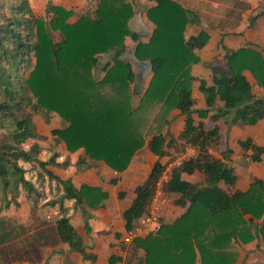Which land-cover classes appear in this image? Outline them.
<instances>
[{
	"label": "trees",
	"instance_id": "1",
	"mask_svg": "<svg viewBox=\"0 0 264 264\" xmlns=\"http://www.w3.org/2000/svg\"><path fill=\"white\" fill-rule=\"evenodd\" d=\"M153 1L154 5L145 10L153 28L141 41L129 27L135 0H86V10L76 14L74 21L69 20L74 14L71 8L51 0L44 5L43 17L34 15L28 0H0V209L17 206L21 191L31 201V210L36 205L38 192L25 177L26 170L19 161L35 163L62 187L60 196L45 202L57 205L58 216L20 248H34L36 261L42 247L56 243H65L84 259L94 260L93 255L84 252L63 201L73 199L86 219L89 215L84 206H101L106 193L86 184L75 188L68 179L60 180L45 169L46 165L65 167L68 158L56 162V152L44 161L37 158L43 145L38 142L40 136L29 112L31 103L45 118L51 113L66 123L51 129L49 135L63 142L68 152L82 150L76 168L89 166L87 157L121 171L145 143L158 157L184 143L199 146L198 156L173 169L166 185L167 191L177 193L173 202L184 211L172 223H161L157 235L137 243L145 251V264H233L238 249L232 241L245 243L260 238L264 243V180H254L245 191L231 192L236 175L223 160L229 150L225 148L221 156L207 151L218 145L224 132L225 126L221 129L215 122L219 117L230 113L229 123L245 125H253L263 117L264 95L252 93L241 71L247 69L264 89V50L223 47L224 62L211 68V84L196 78L203 106L195 109L190 89L195 78L189 74V65L197 61L193 50L206 43L208 34L200 29L184 38L185 27L198 23L197 15L174 0ZM262 14L264 0L248 16L249 24ZM125 37L134 45L133 57L149 62V77L142 87H138L133 67L125 59ZM107 53L111 56L99 68L101 75L96 79L93 70L97 60ZM216 98L222 108L208 115ZM173 109L183 116L182 129L176 136L164 130ZM193 114L198 118L208 116L212 126L205 129ZM236 143L250 161L260 160L262 146L250 138ZM24 144H28L26 148ZM162 165L155 161L146 179L133 188L131 203L121 214L125 229L144 212ZM195 171L204 174V187L180 179V173ZM123 195L118 191V198ZM3 224L0 218V241L11 232L3 229ZM115 259L119 258L109 257V264ZM25 262L35 260L29 257Z\"/></svg>",
	"mask_w": 264,
	"mask_h": 264
},
{
	"label": "crops",
	"instance_id": "2",
	"mask_svg": "<svg viewBox=\"0 0 264 264\" xmlns=\"http://www.w3.org/2000/svg\"><path fill=\"white\" fill-rule=\"evenodd\" d=\"M51 1L60 4L65 8H71L66 0ZM74 1L77 7L79 6L78 9L81 7H84V9L87 8L86 0ZM174 1L183 8L191 10L198 17L197 24H188L185 27L183 34L184 38H187L190 34H196L200 29L205 30L208 34V40L206 43L202 47L193 50L197 57V61L189 65V74L195 78L190 82V89L191 96L195 100L193 108L196 109L203 106V98L197 90L196 78H203L207 84H211L210 79L213 73L211 68L213 66H219L224 62V51L222 47H225L228 50H236L240 47H248L258 51L264 50V15L257 16L253 22L249 24L247 18L250 14L254 13L260 0ZM153 5V0H135L134 8L138 9L137 13H134L129 20V25L139 36L141 41L146 40L148 33L153 28V24H151L145 17V10ZM77 7H72V9L77 10ZM75 19L76 14L74 13L69 20L74 21ZM124 44L126 47L129 46V51L130 49H133L134 45L129 37L124 38ZM137 61L138 63L146 62L144 60ZM226 67L224 66L222 68L227 71ZM241 73L251 85L252 93L255 96H263L264 89L256 83L251 73L247 69H243ZM220 108H222V102L216 98L214 107L209 111L208 115ZM173 116H175V119L172 120ZM230 116L231 114L229 113L225 117H219L216 119L215 122L219 127L222 129V126L224 125L225 129L224 132L221 131L220 133L218 145L214 148H209L207 151L214 156H221V151L225 148L229 150L226 158L223 159L224 164L232 167L236 175V180L229 189L231 192L235 189L245 191L252 180H264V167L262 168L264 165V150L260 155V160L252 162L246 155L241 154L242 152L238 148L236 142L238 140L250 138L253 143L264 148V115L253 125H245L241 122L231 124L228 122ZM41 117H45V115H41ZM193 117L195 121H201L205 129L212 126V122L209 120L208 116L198 118L193 114ZM51 118L55 124L48 130V135L46 136L48 140L47 143L44 144L38 139V142L43 145V148L39 153L41 156H38V154L37 158L44 161L54 152L57 153L54 158L56 162H61L64 157H67L68 164L65 167L46 165L45 169L60 180L68 179L75 188H78L80 184L98 187L101 191L106 193V198L101 201V206L91 209L84 206V210L89 215L86 219L81 213L79 206L73 204V199H65L63 201L65 214L68 217L69 223L80 236L81 242L84 246V252L93 255L94 260L91 261L84 259L79 252L69 250L65 243H56L53 246H49L46 250L41 251V259L39 261L28 264H109L108 259L112 256L119 258L115 259L112 264H145V251L142 246L137 245V243L140 242L139 239L146 236H140L133 239L128 238L126 233L128 229H125L124 227L125 222L121 214L131 203L133 198V188L146 179L150 168L155 161L163 164L166 161L167 155L158 157L151 154L145 143L133 154L126 168L121 171L113 170L101 160H92L87 157L85 160L90 163L89 166L76 168L75 161L77 157L82 156V150L78 149L73 152H68L65 150L63 142H57L50 137L49 132L51 129L61 128L66 124L55 114H53ZM168 120L169 121L164 127V130L167 129L173 136H176L182 129L183 116L178 113V110L173 109L169 114ZM224 120L226 121L224 122ZM173 125L176 126L174 130L171 129ZM36 131L38 132L37 129ZM224 138H226L225 141H223ZM27 145L24 144L23 147L26 148ZM168 149L176 148L170 147ZM48 151H50L49 154L47 153ZM248 152L249 151H247V153ZM42 153H47L45 156L46 158L42 156ZM29 163L35 165V163ZM36 171L46 175V173L38 166H35V173ZM28 172L29 171H25V177L31 181V178H29L31 174H28ZM41 173H37L36 176L40 177ZM180 179L188 181L199 188L206 185L204 174L202 172L195 171L191 174L182 172L180 173ZM46 180L48 182L55 181L54 179L49 178L48 175H46ZM56 183L61 189L59 193L60 196L62 193V187L58 182ZM37 184L40 185V182ZM34 187L37 192L42 191V193H40L41 195H39L38 192V202V199L40 200V198L44 196V189L41 185L40 188H37L36 186ZM118 191L124 192L122 198L117 197ZM165 191L169 202L167 203L161 218L163 226L172 223L184 211L183 207H180L173 202L177 197V193L167 191L166 189ZM20 199L21 201H26L28 204H32L26 199L25 193L22 191L16 198L18 202L17 206L20 205ZM51 207L57 209L56 216H58L59 211L57 205L54 204ZM142 214L132 222V225L140 222ZM85 222L87 227L86 230L84 228ZM232 245L236 246L238 249L237 259L233 264H239L241 260H244V264H246L245 261H250V258L254 256L255 253L252 252L253 250L264 253V243L260 238L249 239L245 241V243H235L232 241ZM49 254L51 256L47 258ZM9 264H27V262L24 261L19 263L14 261Z\"/></svg>",
	"mask_w": 264,
	"mask_h": 264
},
{
	"label": "rangeland",
	"instance_id": "3",
	"mask_svg": "<svg viewBox=\"0 0 264 264\" xmlns=\"http://www.w3.org/2000/svg\"><path fill=\"white\" fill-rule=\"evenodd\" d=\"M29 4L32 8V11L35 16H42L43 17V8L45 3L48 0H28ZM63 1V0H61ZM67 3L72 7H77L74 0H66ZM79 7V6H78ZM77 10H73L75 14L82 13L86 9L84 7H81ZM84 9V10H83ZM137 9L135 8L134 13H137ZM130 27V25H129ZM148 37V35H147ZM255 45V44H254ZM257 45V44H256ZM223 48V47H222ZM133 49H130L129 46H127V51L125 53V59H127L134 70L135 79L138 81V87H142L145 85L148 76H149V62L147 60L145 63H138L137 59L133 57L132 54ZM224 51V50H223ZM110 53L104 54L103 56H100L97 60V68L93 70V76L98 79L100 78V71L99 68L109 60ZM222 71L225 72L226 70L222 68ZM134 103L137 102V97L133 98ZM32 104V103H31ZM30 104V108H31ZM34 104V103H33ZM35 105V104H34ZM36 107V106H35ZM25 109L28 111L29 108L25 106ZM38 108H31L29 112H31L32 118L36 124V129L39 132V140L43 142L44 144L47 143L46 136L48 135L49 128L55 124L53 122V119L51 118L53 114H49L48 117H41V114L39 113ZM175 119V116H173L172 120ZM211 124V123H210ZM175 125L171 127L172 130L175 129ZM1 134V132H0ZM45 136V137H44ZM44 137V138H42ZM226 138L223 139L225 141ZM48 154L50 151L47 152ZM47 153H42V156L45 157ZM38 156H41L39 154ZM46 158V157H45ZM21 166L24 167L26 171H29L31 176V183L33 186H36L37 188H40V185L44 189L43 193L44 196L38 199L37 205L33 207L31 210V204H28L26 201L20 199V205L19 206H12L9 205L8 208L4 210H0V218L4 219L3 229L11 230L9 235H6L1 241H0V264H9L11 262H24L25 259L31 258V260H35L38 257L37 252L34 248L32 249H20L22 245L26 244L28 241L32 240V237L36 238V231L38 229H42L46 226H50L52 223V219L57 215V209L51 206L44 205L46 201H52L56 197L59 196V193L61 191L60 187L57 186V183L55 181L48 182L46 180V175H44L41 172L35 173V165L31 164L29 162L20 161L19 162ZM264 165L262 166V168ZM37 173H41L40 177L36 176ZM42 178V179H41ZM252 180L251 182H253ZM40 182V185L37 183ZM35 188V187H34ZM39 192V191H38ZM42 191L39 192V195H41ZM31 203V201H30ZM49 246L42 247L40 249V256L41 251L46 250ZM254 256L250 258V261H245L246 264H264V253L257 252L256 250L252 251ZM49 254L47 256L50 257ZM41 258H38L37 261H39ZM34 263V262H33ZM28 264V263H27ZM244 264V260L239 263Z\"/></svg>",
	"mask_w": 264,
	"mask_h": 264
},
{
	"label": "built area",
	"instance_id": "4",
	"mask_svg": "<svg viewBox=\"0 0 264 264\" xmlns=\"http://www.w3.org/2000/svg\"><path fill=\"white\" fill-rule=\"evenodd\" d=\"M199 152V146L192 143H184L177 149H168L166 161L163 163L162 169L153 184L151 197L148 200L140 222L132 225L127 230L128 238L144 237L158 232L161 218L169 202L165 189L171 171L182 163L197 157Z\"/></svg>",
	"mask_w": 264,
	"mask_h": 264
},
{
	"label": "water",
	"instance_id": "5",
	"mask_svg": "<svg viewBox=\"0 0 264 264\" xmlns=\"http://www.w3.org/2000/svg\"><path fill=\"white\" fill-rule=\"evenodd\" d=\"M31 108H36L35 105H34L33 103L31 104ZM39 113H40L42 116H44V113H43L42 111H39Z\"/></svg>",
	"mask_w": 264,
	"mask_h": 264
}]
</instances>
